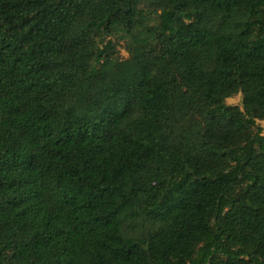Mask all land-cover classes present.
<instances>
[{"label":"trees","instance_id":"trees-1","mask_svg":"<svg viewBox=\"0 0 264 264\" xmlns=\"http://www.w3.org/2000/svg\"><path fill=\"white\" fill-rule=\"evenodd\" d=\"M259 120L264 0H0V264H264Z\"/></svg>","mask_w":264,"mask_h":264},{"label":"rangeland","instance_id":"rangeland-1","mask_svg":"<svg viewBox=\"0 0 264 264\" xmlns=\"http://www.w3.org/2000/svg\"><path fill=\"white\" fill-rule=\"evenodd\" d=\"M114 39L117 42V47H118V50H119L121 56L124 58H128L129 53L126 50L125 41L120 40L118 38H114ZM227 103L231 104V105H239V106L243 107V94L237 93V94L233 95L232 97L227 99ZM259 123L263 126V130H264V120H259ZM263 134H264V131H263Z\"/></svg>","mask_w":264,"mask_h":264}]
</instances>
